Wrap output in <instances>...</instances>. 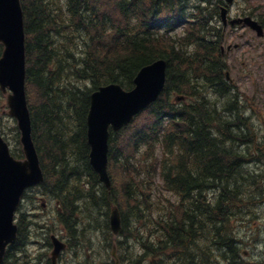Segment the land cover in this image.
<instances>
[{"label":"trees","instance_id":"trees-1","mask_svg":"<svg viewBox=\"0 0 264 264\" xmlns=\"http://www.w3.org/2000/svg\"><path fill=\"white\" fill-rule=\"evenodd\" d=\"M195 1L22 0L27 95L45 183L53 186L68 211L71 223L66 226L74 248L84 228L88 234L89 218L100 222L99 227L105 221L108 264L112 244L117 245L122 264H167L176 258L172 264H211L206 255L218 252L214 257L222 259V252L233 248L238 254L244 247L238 235H232L239 232L243 222L239 218L245 215L232 219L228 212L231 208L237 211L236 205L244 200L253 208V201L263 196L257 187L260 182L252 183L256 174L243 171V166L254 162L249 158L255 143L246 133L249 122L240 114L223 118L207 98V91L225 83L223 72L227 70L220 34L207 39L210 32L219 31L213 25L217 10L203 18L206 8L202 6L198 16L203 20L197 17L179 39L157 36L154 30L163 24L172 30L173 23L164 18L172 20L194 9ZM212 1L201 0L202 4ZM158 59L168 61L166 92L128 127L112 132V188L107 190L89 163L86 119L90 96L109 84L131 90L141 68ZM57 76L71 80V94L59 93L62 103L52 91ZM174 93L192 101L174 105ZM197 184L202 187L195 188ZM70 187L71 195L67 193ZM211 189L220 190L219 202L208 193ZM166 190L178 197L174 206ZM74 198L80 200L74 202ZM113 208L122 217L118 241L110 233ZM194 209L201 211V218L190 215ZM233 220L236 231H231ZM5 264H11L10 254Z\"/></svg>","mask_w":264,"mask_h":264},{"label":"water","instance_id":"water-1","mask_svg":"<svg viewBox=\"0 0 264 264\" xmlns=\"http://www.w3.org/2000/svg\"><path fill=\"white\" fill-rule=\"evenodd\" d=\"M231 3L232 0H227ZM227 10L222 18L226 21ZM245 22L262 33L261 26L250 18ZM0 43L4 52L0 59V87L7 88L9 114L18 120L22 131V143L27 160L19 162L11 157L8 147L0 137V263L6 247L15 239L13 216L26 187L40 183L43 174L32 137V122L26 96V35L24 12L21 0H0ZM167 61L158 60L140 70L132 91L119 85L101 87L91 96L87 118L90 162L108 189L111 181L108 174L110 128L115 131L130 124L134 117L156 102L165 88ZM112 229L118 234L121 219L118 210L111 218ZM12 235H14L12 237Z\"/></svg>","mask_w":264,"mask_h":264},{"label":"rangeland","instance_id":"rangeland-1","mask_svg":"<svg viewBox=\"0 0 264 264\" xmlns=\"http://www.w3.org/2000/svg\"><path fill=\"white\" fill-rule=\"evenodd\" d=\"M246 1V0H245ZM249 3L247 4V2ZM246 1V4H244L243 0H236L234 7L232 8V14L235 15L239 14L240 12H243V9L249 8V6H252V9L256 12L255 14L258 16H264V0H248ZM192 6L198 7L202 9V2L201 0H196L192 3ZM204 7L206 8L205 17L203 18H209L211 14H213L214 10L216 9L213 4H205ZM202 15H204V11H202ZM201 15V16H202ZM198 17L199 20L200 16L195 17V19ZM220 17V14L216 16V21H213L217 28L221 29L222 25V19ZM264 18V17H263ZM209 37V39H215V36H219V33H212ZM222 34H220L221 37H223L224 42L222 45L223 52L227 55V63H228V73L230 75L231 80L235 83L236 87L233 89V97H227L224 93H218L213 90L207 91L209 94L207 95V98L210 100V104L219 110L222 108L230 107L232 108L236 113L243 112L245 113L246 117L250 119V126L252 127L251 132L255 134V143L250 148V159H252L254 162L249 166H246L245 169L249 172L256 173V171L252 169H258L260 170L259 173H257V176L262 178L259 180L260 183L257 187L263 186L264 187V39L260 40V38H257L254 34L250 33L248 29L244 28H233L228 26L225 31H222ZM229 44H239L240 48L238 50H233L228 52L229 50H232L233 47H228ZM64 66L67 65V63H63ZM67 75V74H66ZM58 77V76H57ZM58 82L55 83V87H52V91L54 92V96L59 99V102H61V98L59 96L60 92L69 93L71 94V88H68V86L71 87V80H68L66 78L60 79L58 77ZM235 101H237L238 106H235ZM66 106L67 104L64 103ZM63 105V106H64ZM6 106V99L4 96L0 99V118L2 120V130L3 135L5 134L8 142L12 145V148L14 151L22 150V146L20 144V141H18V128H17V122L9 117L8 111L5 110ZM4 136V137H5ZM20 140V137H19ZM237 145V144H236ZM235 145V146H236ZM233 146V145H232ZM239 147V145H237ZM260 164V167H258ZM258 165H256V164ZM252 168V169H250ZM257 181V177L255 179L252 178V183ZM62 187L59 188V191H61ZM75 188L72 187V191L74 192ZM36 192V190L34 191ZM254 191H252L253 193ZM211 196H214V198H217L218 193L211 194ZM76 200H80L79 198H74V202ZM172 202H175L176 199L171 197ZM42 201L47 204L46 207H42L40 209H37L34 212V214H37V218H34L33 220L37 222L39 225V229L36 227L33 231V233L30 232V239L28 240L29 243H27V260L28 264H40V262L37 260L39 254H46L49 259L52 257L53 248L50 246V242L46 240L48 237H50L52 234L58 237H63L62 228L59 225H54L56 223V213H57V205L56 200L52 197L47 196H40V199H38L39 204L42 205ZM240 204L236 205L237 211H233L231 214V218L235 219V217H241L246 215V212H251V214H256V219L253 220L251 223L252 225L246 224L244 226L238 227L237 224H235V221L232 222V229L231 231H236L237 227L239 228V234L243 235L241 244L244 247V250L238 254L239 258L242 260H250L254 264H259L262 260H264V206L260 203V201L257 199L253 201L254 205L253 208L247 201H239ZM79 206V205H78ZM77 209H80L78 208ZM83 206V205H82ZM235 206V205H234ZM87 208L90 207V205L86 206ZM260 207V208H259ZM27 203H25L24 206V212L27 211ZM82 208V207H81ZM92 208V207H91ZM76 209V208H75ZM164 209V208H163ZM72 210V208H71ZM165 210V209H164ZM233 208H231L229 211H232ZM241 210V211H240ZM75 211V210H74ZM88 211H91L88 209ZM240 211V212H239ZM238 212V213H234ZM162 214H165L166 212L161 211ZM159 212L157 213L158 217ZM250 214V215H251ZM196 216H198L196 214ZM156 217V218H157ZM90 224L92 225L89 235L85 234V232H80L78 235V244L75 249L78 253L82 254V257L85 258L84 262H81V264H85L87 260L91 261L95 258H98L96 264L105 263V255L103 250V241H102V235L107 230V226L105 221L102 218V227H99L101 225L100 222H97V224L94 223V220L89 218ZM80 219L78 220V222ZM97 221V220H96ZM100 221V220H99ZM83 223L81 224L82 227ZM90 225V226H91ZM43 226H48L49 229H52L53 232H47L45 229H43ZM157 228L156 226H154ZM82 230V229H80ZM251 230L252 233L260 234L261 242L263 246H259L258 243L249 241L248 239H245L246 234L244 232H247V237L249 236V231ZM244 231V232H243ZM44 232V233H43ZM243 232V233H242ZM250 232V233H251ZM235 233V235H232L233 237L237 236L239 242L240 237L239 234ZM45 234H48L45 238ZM244 240L245 243H244ZM87 243V244H86ZM87 246V247H86ZM102 248L101 250H99ZM129 249H132L129 247ZM70 252V250H69ZM69 252H66L62 257H59L56 260V264H60L61 261L64 262V264H67V260L70 261L68 254ZM77 252L71 251V264H73L74 256ZM224 252V253H223ZM222 254H227L226 251H223ZM247 252V253H246ZM183 253L181 252L180 255ZM200 254L198 251L197 253ZM248 254V255H247ZM100 255V257L98 256ZM194 255V254H193ZM247 255V256H246ZM225 256V255H224ZM176 258V256H174ZM26 259V258H25ZM24 260H21L22 264L24 263ZM177 259V258H176ZM175 261H167V264H172ZM26 262V261H25ZM239 261L236 260L235 263H238ZM178 264V263H177Z\"/></svg>","mask_w":264,"mask_h":264},{"label":"flooded vegetation","instance_id":"flooded-vegetation-1","mask_svg":"<svg viewBox=\"0 0 264 264\" xmlns=\"http://www.w3.org/2000/svg\"><path fill=\"white\" fill-rule=\"evenodd\" d=\"M250 33H251V31L250 30H248ZM234 83V82H233ZM235 87H236V85L235 84H233V89H235ZM236 104H237V102L235 101V106H236ZM238 107V106H237ZM230 110H233L232 108H230ZM234 111V110H233ZM194 156H197V155H194ZM202 187V185H200V184H197L196 186H195V188H201ZM196 191H198L197 189H196ZM198 194H199V191H198ZM250 205L251 204H249V208L248 209H250ZM190 211V210H189ZM188 211V212H189ZM190 212H192L190 215L192 216V215H195V218H201L200 217V213H201V211L199 210H191ZM194 212H196V213H194ZM196 214L198 215V216H196ZM246 214H251V212L249 211V212H246ZM192 217H194V216H192ZM26 220V219H25ZM21 222V221H20ZM22 223H24V221H22ZM21 231L22 230H20V233H21ZM252 235V239L253 240H259L258 238L260 237V234H255V233H252L251 234ZM258 237V238H257ZM261 239V238H260ZM235 243V242H234ZM226 252H227V254H224L223 255V257H222V259H220V258H215L214 256L216 255V256H218L219 255V253L218 252H216V254H212V257H210V256H208V255H206V258H209L208 260L210 261V263L211 264H251V261L250 260H242V259H240L239 258V256H238V254L236 253V250L233 248V249H228V250H226ZM247 253V252H246ZM248 255V254H247ZM246 255V256H247ZM220 260V263H218V261ZM236 260H238L239 262L238 263H235V261ZM222 261V262H221ZM248 262H250V263H248ZM200 263H201V261H200ZM199 263V264H200ZM259 264H264V260H262Z\"/></svg>","mask_w":264,"mask_h":264},{"label":"bare ground","instance_id":"bare-ground-1","mask_svg":"<svg viewBox=\"0 0 264 264\" xmlns=\"http://www.w3.org/2000/svg\"><path fill=\"white\" fill-rule=\"evenodd\" d=\"M208 25V24H207ZM80 34V33H79ZM88 41V40H87ZM196 44V43H195ZM56 45V44H55ZM73 45V44H72ZM224 73V72H223ZM204 77V76H203ZM206 84V83H205ZM54 101V100H53ZM243 138V137H242ZM244 139V138H243ZM218 155V154H217ZM208 193H211V194H215V193H218V196H217V198H215V202H219V199H220V190L219 189H216V190H210ZM226 208V207H225ZM260 208V207H259ZM234 211V210H233ZM233 211H229L228 212V214L229 215H231L232 213H233ZM241 211V210H240ZM239 211V212H240ZM234 213H238V212H234ZM173 235V234H172ZM87 244V243H86ZM87 247V246H86ZM164 255H162V257H163ZM149 257V256H148ZM160 257V256H159ZM164 262H166V261H164Z\"/></svg>","mask_w":264,"mask_h":264}]
</instances>
